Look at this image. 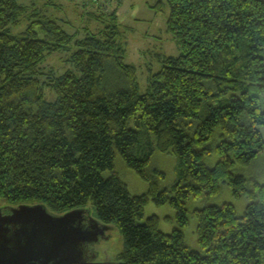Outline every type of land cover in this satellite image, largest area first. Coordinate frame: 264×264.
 I'll use <instances>...</instances> for the list:
<instances>
[{
	"label": "trees",
	"instance_id": "obj_1",
	"mask_svg": "<svg viewBox=\"0 0 264 264\" xmlns=\"http://www.w3.org/2000/svg\"><path fill=\"white\" fill-rule=\"evenodd\" d=\"M165 1L181 54L164 57L141 93L114 18L76 38L35 13L15 33L25 7L0 0V201L88 211L120 232L117 264H264V184L233 172L264 151V0ZM61 50L72 69L43 72ZM156 152L176 157L170 188L148 171ZM117 156L149 184L146 194L131 195ZM223 184L249 204L241 215L232 204L196 209L193 250L188 202L218 196ZM151 201L176 211L171 234L157 216L143 221Z\"/></svg>",
	"mask_w": 264,
	"mask_h": 264
},
{
	"label": "rangeland",
	"instance_id": "obj_2",
	"mask_svg": "<svg viewBox=\"0 0 264 264\" xmlns=\"http://www.w3.org/2000/svg\"><path fill=\"white\" fill-rule=\"evenodd\" d=\"M162 1L164 3L160 5ZM19 2L25 7V11L20 25L13 29L15 33L26 30L35 13L58 21L67 33L76 38H84L88 34L98 35L105 30L110 21L113 22L114 18L120 27L121 42L126 50L125 64L136 67L141 93L148 88L151 71L158 72L161 69L164 57H179L181 54L176 40L167 32L170 8L165 0H19ZM69 58V51H58L47 57L41 69L45 73L54 70L57 74H63L72 69ZM46 93L48 98H52L53 94L49 90ZM262 132L264 136V128ZM219 134L220 131L217 130L216 141ZM217 162L218 157L215 154L207 159V164L212 168ZM114 165L115 172L127 185L132 196H141L148 192L149 184L128 168L119 156L115 159ZM176 167L177 160L174 155L156 152L148 171L163 173L165 177L158 178L159 186L161 189H167L177 179ZM233 172L264 184V151L250 166H236ZM108 175L109 173L105 174ZM224 204L234 205L241 215L249 202L245 198L236 199L232 189L226 184L222 185L220 194L212 199H193L188 202L190 223L185 229V239L189 248L193 250L199 248L196 235L198 222L193 212L206 206L220 207ZM11 209L0 201L3 215H10ZM85 212L88 220H91L92 216L88 211ZM152 216L159 218L163 233L171 234L174 231L177 213L170 205L157 206L151 201L145 208L143 221ZM86 248L92 264H117L118 255L123 248V239L119 231L107 227L99 242Z\"/></svg>",
	"mask_w": 264,
	"mask_h": 264
},
{
	"label": "water",
	"instance_id": "obj_3",
	"mask_svg": "<svg viewBox=\"0 0 264 264\" xmlns=\"http://www.w3.org/2000/svg\"><path fill=\"white\" fill-rule=\"evenodd\" d=\"M11 212L0 210V264H92L86 247L107 228L85 210L58 215L44 205H21Z\"/></svg>",
	"mask_w": 264,
	"mask_h": 264
}]
</instances>
